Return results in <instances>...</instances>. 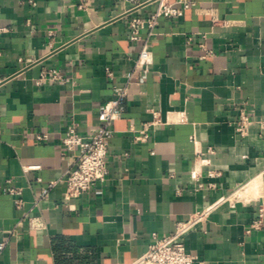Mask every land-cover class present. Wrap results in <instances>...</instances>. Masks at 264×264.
<instances>
[{
  "label": "crops",
  "instance_id": "crops-1",
  "mask_svg": "<svg viewBox=\"0 0 264 264\" xmlns=\"http://www.w3.org/2000/svg\"><path fill=\"white\" fill-rule=\"evenodd\" d=\"M192 1L132 42L128 18L157 2L0 0V264H139L156 237L206 209L181 237L197 264H264V220L250 228L264 208V0ZM145 41L154 61L143 74L133 68ZM49 68L68 80L38 85ZM124 86L106 179L69 200L62 183L47 190L78 153L63 154L68 124L93 134ZM243 106L246 136L234 127ZM153 109L162 121L135 141Z\"/></svg>",
  "mask_w": 264,
  "mask_h": 264
},
{
  "label": "built area",
  "instance_id": "built-area-1",
  "mask_svg": "<svg viewBox=\"0 0 264 264\" xmlns=\"http://www.w3.org/2000/svg\"><path fill=\"white\" fill-rule=\"evenodd\" d=\"M33 3L34 0H28ZM133 4L130 10L139 8L140 6L157 2V9L148 17L132 16L128 18L127 25L129 30V39L132 42L141 40V32L144 28L153 30L160 21V18L177 17L184 13V10L193 6L192 0H123ZM126 13L128 14L129 11ZM216 21V17L213 18ZM5 28H0V32ZM208 53V50H206ZM154 55L151 44L145 41L142 44L139 57L135 63L133 71H140L143 74L149 71L153 64ZM109 76L113 73L109 67L106 68ZM133 72L127 74V82L132 78ZM46 79L67 81L68 78L61 73L57 68H49L41 72L37 80V84L41 85ZM128 94L127 87L116 88V95L110 98L99 112L100 125L96 131L86 136L79 130L80 124L76 120H71L68 124L63 136L61 138L64 146L63 154L67 155L71 152L73 160L71 161L70 168L64 176L49 183L47 190L53 189L58 183H62L65 187L64 198L69 200L73 197H78L89 190H91L99 182H103L108 173V153L109 141L114 134L112 128L113 121L119 119L122 114V102ZM153 120L146 123V126L137 131L134 138L135 141L143 142L149 138L147 127H151L162 121L161 113L157 109L152 110ZM254 123L251 112L246 106L240 107L239 116L234 123L236 131L241 136H246L249 133L250 126ZM49 132H37L36 139L38 142L47 140ZM29 170V168H25ZM202 184H198L201 188ZM7 190L14 196V202L17 207L23 204L21 194L22 190L19 187L8 186ZM46 196V191L38 193L35 199V205ZM210 209L198 211L195 213L193 220L187 224L180 223L173 234L156 237L155 240L149 245L148 251L139 264H197V256L188 251L185 242L181 237L192 228L200 219L209 214ZM264 220V208L259 209L258 217L252 221L250 228H260ZM30 225L32 228H41L43 225L40 222L31 220ZM7 245L6 239H0V254L4 251Z\"/></svg>",
  "mask_w": 264,
  "mask_h": 264
}]
</instances>
